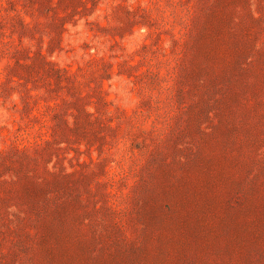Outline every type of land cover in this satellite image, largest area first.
Listing matches in <instances>:
<instances>
[{
	"label": "rangeland",
	"instance_id": "1",
	"mask_svg": "<svg viewBox=\"0 0 264 264\" xmlns=\"http://www.w3.org/2000/svg\"><path fill=\"white\" fill-rule=\"evenodd\" d=\"M0 264H264V0H0Z\"/></svg>",
	"mask_w": 264,
	"mask_h": 264
}]
</instances>
